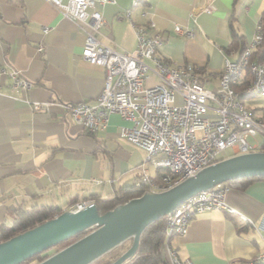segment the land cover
Instances as JSON below:
<instances>
[{
    "label": "crops",
    "instance_id": "crops-1",
    "mask_svg": "<svg viewBox=\"0 0 264 264\" xmlns=\"http://www.w3.org/2000/svg\"><path fill=\"white\" fill-rule=\"evenodd\" d=\"M134 1L101 7L106 23L99 40L133 52L135 25L153 22L150 32L164 36L158 47L163 60L194 64L200 82L211 89L219 87L226 58L237 59L254 37L264 10V0H213V12L202 10L208 0ZM88 23L65 16L48 0H0V225L11 224L20 208L49 204L63 211L90 197L121 196L146 158L144 148L120 135L129 122L119 114L90 132L63 106L95 101L105 84V68L82 57ZM16 70L33 84L15 86ZM244 102L255 115L264 112V94ZM145 164L159 179L153 163ZM226 200L234 212L197 213L185 234L172 236L170 247L180 258L192 264H249L264 251L261 233L247 220L257 225L264 216V178L230 183ZM164 253L168 257L165 244Z\"/></svg>",
    "mask_w": 264,
    "mask_h": 264
},
{
    "label": "built area",
    "instance_id": "built-area-1",
    "mask_svg": "<svg viewBox=\"0 0 264 264\" xmlns=\"http://www.w3.org/2000/svg\"><path fill=\"white\" fill-rule=\"evenodd\" d=\"M65 16L79 22L89 21L82 57L102 65L106 71L105 84L95 101L63 103L75 121L94 132L105 126L111 114H119L129 122L120 135L147 152L138 165L135 185L145 189L162 190L199 169L232 155L251 150L264 142V112L255 115L241 95L251 97L264 94V59L252 60L251 53L263 38L260 19L256 33L237 59L229 57L221 71L218 89L204 86L197 66L192 63L171 64L158 52L164 41L160 32L152 33L149 25H135L137 47L133 52H122L102 43L97 33L106 23L101 7L115 0H48ZM139 0H135L137 4ZM202 10L213 12V0ZM176 30L192 35L191 30L176 26ZM45 32L48 27H45ZM43 45H39V50ZM247 69L249 76L247 77ZM15 86L33 83L13 72ZM154 77V81L148 82ZM39 104V103H37ZM261 135L263 142H250L248 136ZM153 163L159 179L151 174L145 162ZM229 183L223 182L200 191L178 205L165 216V245L170 264H192L178 256L170 247L174 235L187 232L197 213L212 209H235L227 202ZM94 199L76 201L70 206L80 210L94 204ZM249 220L264 240V216L259 224ZM230 264H237L231 262ZM249 264H264V251Z\"/></svg>",
    "mask_w": 264,
    "mask_h": 264
},
{
    "label": "water",
    "instance_id": "water-1",
    "mask_svg": "<svg viewBox=\"0 0 264 264\" xmlns=\"http://www.w3.org/2000/svg\"><path fill=\"white\" fill-rule=\"evenodd\" d=\"M254 176H264V150L224 157L165 189H145L104 213L96 203L80 210L65 209L0 241V264H21L73 237L77 238L35 264H94L133 238L130 247L111 263L123 264L136 253L146 228L171 214L187 198L219 183Z\"/></svg>",
    "mask_w": 264,
    "mask_h": 264
},
{
    "label": "trees",
    "instance_id": "trees-1",
    "mask_svg": "<svg viewBox=\"0 0 264 264\" xmlns=\"http://www.w3.org/2000/svg\"><path fill=\"white\" fill-rule=\"evenodd\" d=\"M260 22L262 26L263 38L259 44L253 49L251 53V59L260 61L264 59V10L260 17ZM248 44V43H247ZM247 44L240 48V55L247 47ZM233 46H235L233 44ZM239 55V56H240ZM249 72L247 69V77ZM244 100V95H241ZM260 150H264V142L259 147ZM257 178H264V176H254L242 179H236L233 181H228L227 183L236 182H247ZM144 192V188L138 187L135 184L131 186H125L122 190L121 196H115L111 199H101L98 197L93 198L95 203L99 208L100 213H104L109 209L114 208L117 204L126 202L128 199L141 195ZM61 209L56 206L49 204L34 205L27 209H16L15 216L11 224H1L0 225V241L10 238L11 236L24 231L30 227L37 225L53 216L59 214ZM165 217L160 218L149 225L143 232L139 247L136 253L128 258L123 264H170L167 256L164 253V243H165ZM77 237L70 238L68 240L60 242L54 248H62L68 243L72 242ZM133 238L128 239L119 246L115 247L100 259H98L94 264H111L115 261L127 248L132 244ZM51 248L49 250L43 251L32 258L24 261L21 264H35L36 262L44 259L49 254L53 253L55 250Z\"/></svg>",
    "mask_w": 264,
    "mask_h": 264
},
{
    "label": "rangeland",
    "instance_id": "rangeland-1",
    "mask_svg": "<svg viewBox=\"0 0 264 264\" xmlns=\"http://www.w3.org/2000/svg\"><path fill=\"white\" fill-rule=\"evenodd\" d=\"M248 140L250 141V142H256L257 140L259 141V140H262V137H261V135H257V136H255V137H253V136H248ZM227 156H229V153H226L225 155H224V157H227ZM56 249L57 248H54V250L56 251ZM59 249V248H58Z\"/></svg>",
    "mask_w": 264,
    "mask_h": 264
},
{
    "label": "bare ground",
    "instance_id": "bare-ground-1",
    "mask_svg": "<svg viewBox=\"0 0 264 264\" xmlns=\"http://www.w3.org/2000/svg\"><path fill=\"white\" fill-rule=\"evenodd\" d=\"M143 194V193H142Z\"/></svg>",
    "mask_w": 264,
    "mask_h": 264
}]
</instances>
